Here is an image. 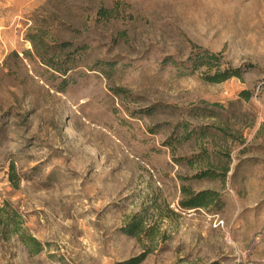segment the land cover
<instances>
[{
    "label": "rangeland",
    "instance_id": "374dc122",
    "mask_svg": "<svg viewBox=\"0 0 264 264\" xmlns=\"http://www.w3.org/2000/svg\"><path fill=\"white\" fill-rule=\"evenodd\" d=\"M139 257L264 264V0H0V264Z\"/></svg>",
    "mask_w": 264,
    "mask_h": 264
},
{
    "label": "trees",
    "instance_id": "16d2710c",
    "mask_svg": "<svg viewBox=\"0 0 264 264\" xmlns=\"http://www.w3.org/2000/svg\"><path fill=\"white\" fill-rule=\"evenodd\" d=\"M110 13L109 10L104 9V7H100L97 10L96 16L98 18H106L108 17V14ZM31 44L32 47L34 49V52L36 53V55L39 57V59L41 60L42 64L54 69L56 72L60 73L61 75H66L68 71H70L72 69V64L74 62V60L70 59V55L72 53H68L66 52V49L71 47V44L68 42L62 43L61 45H59V52L56 56V58L58 59V63H54V59H45L44 56L46 55V52L48 50L47 46L40 41L39 44H37L36 39L31 38ZM229 75H227V73L225 72H217L215 73L212 77L208 78V81L211 83H219L222 82L226 79H228ZM62 90V89H61ZM240 97L244 98V100H248L250 97V94L247 91H242L239 94ZM183 192H185V189H182ZM210 196L211 193L208 191H204V192H199L196 194H190V196L186 199V201L182 204V206L184 208H196V207H201V208H205L208 206V202L210 201ZM140 225L138 220L131 222L125 229V232L129 235H134L136 233H138V231L140 230ZM143 257V256H142ZM142 257L139 258H135L132 259L128 262L125 263H121V264H139L142 260Z\"/></svg>",
    "mask_w": 264,
    "mask_h": 264
}]
</instances>
